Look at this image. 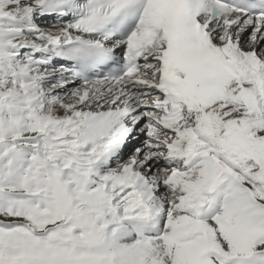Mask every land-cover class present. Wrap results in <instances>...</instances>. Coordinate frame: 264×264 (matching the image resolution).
Returning a JSON list of instances; mask_svg holds the SVG:
<instances>
[{
    "label": "snow or ice",
    "instance_id": "snow-or-ice-1",
    "mask_svg": "<svg viewBox=\"0 0 264 264\" xmlns=\"http://www.w3.org/2000/svg\"><path fill=\"white\" fill-rule=\"evenodd\" d=\"M0 264H264V0H0Z\"/></svg>",
    "mask_w": 264,
    "mask_h": 264
}]
</instances>
